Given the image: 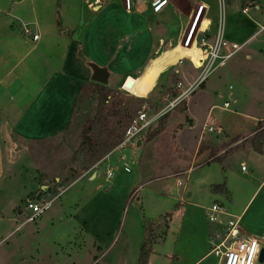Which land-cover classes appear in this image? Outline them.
Instances as JSON below:
<instances>
[{
	"label": "rangeland",
	"instance_id": "1",
	"mask_svg": "<svg viewBox=\"0 0 264 264\" xmlns=\"http://www.w3.org/2000/svg\"><path fill=\"white\" fill-rule=\"evenodd\" d=\"M132 1V12L127 14L124 0H102V4L95 9L87 8L84 0H0V15L4 16L0 31L4 29L7 34L13 31L27 36L22 25L26 22L33 31L39 30L43 37L41 47L52 50L58 47L59 51L65 49L66 40L70 42L74 39L76 58L81 59L85 66L88 81L78 95L76 112L68 131L58 139L46 142L41 155L33 157L38 166L42 164L44 169L50 171L54 165L47 157L58 153L55 161L57 170L54 169L55 174H51V177H60V183L56 184L55 179H47L42 175L41 182L51 185L48 200L53 198L58 186L68 183L112 150L129 119L143 106L156 110L163 99L168 97L169 89L174 92L180 81L186 85L184 77L192 82L198 76L199 72L193 69L189 61L179 64L178 56L162 57L156 54L158 38L161 37L159 34L162 37L175 34V22L167 26L156 25L147 0ZM177 1L185 5L184 0ZM205 2L211 6L215 16L218 15V1ZM225 2L227 37L230 29L229 15L235 9L241 11V8L237 0ZM251 14L249 11L248 17ZM36 23L37 26H34ZM250 29L253 33V29L258 28ZM62 32L68 34V37L62 35ZM246 37L236 35L235 39L238 44H242ZM132 53H136L140 61H143L137 68L124 69ZM92 63L110 72L108 87L114 92L119 91L123 99V116L112 118L109 127L97 129L91 153L78 154L83 127L87 119L94 116L97 108V94L91 84L92 70L89 65ZM139 77L150 87L146 89L141 84L137 86L136 93L132 94L126 88V83L129 79ZM229 98L236 100L230 106L231 112L214 111V117L223 127V132L220 135L207 133L209 135H204L199 145L201 149H198V145L194 148L209 108L223 107ZM262 117L264 29L224 67L212 73L206 81L205 90L199 88L189 101L166 116L168 129L160 137L150 145L145 142L136 150L126 151V160L121 164L118 163V154L113 155L117 161L113 164L109 162L115 172L113 181L126 164L131 173L139 178L137 186L145 179L140 176L145 175L143 169L146 168H150V172L159 173L187 164L195 170H179L176 172L178 176L139 188L138 195L134 199L132 195L127 200L117 224V212L108 211L106 222L109 226L113 224L116 230L112 234L113 244L103 256L97 252L94 240L70 219L69 215L73 212L64 215L60 206L61 203L65 207L68 203L77 202L79 192L82 188L86 190L89 184V177L79 180L55 200L50 210L35 223L22 226L21 212H24L26 193L24 186L35 180L32 178L33 171L25 173L24 178H21L24 171L18 170L30 164L29 156L24 155L23 160L18 161L8 157L6 169L11 170L8 186L14 191L11 190L8 195L6 186V192L0 195V201H3V208H0V264H138L140 249L148 234L154 237L148 264H195L211 250V241L217 233L216 226L209 222L207 215V208L214 203L223 205L228 214L234 217H239L243 211L242 225L246 231L262 236L264 156L251 150V134H247L253 129L255 121ZM182 128L185 129L180 137L174 139ZM244 137L246 139L242 141ZM236 139L239 140L235 142ZM212 150L216 158H223L222 162L209 163ZM204 152L207 155L201 161L194 162L196 156ZM141 159L144 165L140 164ZM77 160H80V164H76ZM242 167H245L246 172L242 171ZM105 169L106 164L100 167V172L104 173ZM177 177L185 182V188L176 185ZM96 178L94 184L102 185L105 178L99 175ZM220 183L226 184L227 194L211 192V186ZM108 239L107 234L104 241ZM218 263L219 258L212 254L196 264ZM258 264H264V260Z\"/></svg>",
	"mask_w": 264,
	"mask_h": 264
},
{
	"label": "crops",
	"instance_id": "2",
	"mask_svg": "<svg viewBox=\"0 0 264 264\" xmlns=\"http://www.w3.org/2000/svg\"><path fill=\"white\" fill-rule=\"evenodd\" d=\"M237 1L240 5L241 11L235 9L230 13L228 18L230 29L226 38L231 42L239 43L235 39L236 35L242 37L247 36L246 39L242 41V44H244L250 42L257 34L263 32L264 0ZM243 10H246V12L243 13ZM249 11L252 13L250 17H248ZM3 18L4 16L0 15V23ZM153 20L155 22V17ZM155 24L157 25L156 22ZM22 25L24 26L28 24L25 22L22 23ZM34 26H37V23L34 24ZM251 27H256L258 29H253V31H255H252L253 33H251ZM33 32L40 35L39 40L36 42L32 40L31 36L30 38L24 36L22 33L18 34L12 31L7 34V31L4 29L0 31V195H2L3 192H6V190H8V195L11 193V190L14 191L11 186H8L9 180L11 179V174L9 173L11 170L6 169V165L8 164L7 158H14L18 161L19 159L23 160L24 155H27V157L29 156L28 161L30 164L26 166L23 165L22 168H18V170L19 172L24 171V174L21 173V178H24L25 173L33 171L32 178L35 181L28 186H24L26 190V193H24L25 199L36 198L40 195L45 197L50 195L49 187L51 185L41 182L42 175H45L47 179H55L57 182L56 184L60 183V177H51V174H55L54 169L56 168L57 170V163H55L58 158L57 152L53 155L50 154L51 156L49 155L47 157L50 159L51 164L54 165V168L50 171L44 169L42 164L38 166L33 157L41 155L40 152L44 148L46 142L58 139L68 131L76 112L75 105L78 95L80 94L84 83L88 81L82 60L76 58L77 51L74 39L70 42L67 40L65 41L66 45L64 50L59 51L58 47H56V50H52L46 47H41L43 37L39 33V30ZM61 34L67 35L68 37V34H65V32H62ZM159 35L162 37V34ZM167 36L168 35H165V37ZM98 42L100 43V40ZM180 50L181 49L178 48L177 51L166 53V56L174 55L180 58L184 55V57H186L185 53L180 54ZM144 53L145 52H142V54ZM142 61H140L136 53H132L128 64L125 65L124 69L130 67L137 68ZM130 80L133 79L127 81L126 88ZM132 82V87H128L132 94L136 93L137 86L141 84L145 85V82L141 77ZM145 88L147 89L149 87L145 85ZM205 88L206 83L202 89L205 90ZM65 97L68 99H65ZM189 105L188 110L190 107ZM212 107L217 106H211L209 110ZM188 110L186 111L188 112ZM260 120H264V117L257 119L253 129L247 134H251L252 136L253 131ZM167 129L168 128L156 138L160 137L165 131H167ZM184 129L185 128L179 129L178 133H176V137L173 136L174 139H178L180 133ZM202 129L203 128H201V132L194 148L198 145L199 149V145L204 135H209L206 132H202ZM155 139L145 144L150 145ZM245 139L246 138L244 137L242 141ZM78 145L79 144L77 143V147ZM110 151L106 152L95 163L89 165L83 170V172L79 173L68 182H74L75 185L79 180L81 181L85 177H89V184L86 185V190L82 188L81 192L78 194V204L76 201L73 204H66L65 207L62 203L60 204L64 215H67L68 212H73L69 215L70 219L74 221L80 230L94 240L93 242L96 245L97 252L101 253V256L110 250L113 244L112 234H114V231L116 230L113 224L112 226H109L106 222L108 211L114 213L117 212L118 216L115 221L117 224L119 223V217L122 215L127 200L132 195L134 196V199L139 193V188H143L149 183L159 182V180L164 182V178L178 176L176 172L179 170L182 171L189 168H191L189 169L190 172L195 170L190 165L187 166L186 164L184 167L179 166L176 169H168L167 171L153 173L149 171L150 168L148 167L149 169H143L145 175L140 177L145 179L138 183V186L137 181L139 178L134 176L131 172L128 173L130 175H127L122 170L118 177L114 181L112 180L111 185H108L105 180L102 185L94 184L97 176L94 174L86 175V172L101 161H103V165L106 164V167L107 163L110 166L109 162H111V164L117 162L116 158H113V155L106 159ZM206 155L207 152L200 155L198 154V157L196 156L194 162L201 161ZM117 159L118 163L121 164L122 162L119 155ZM78 163L80 164V160L76 161V164ZM144 163L145 162H142L141 159L140 164L144 165ZM149 175L151 176L147 179ZM177 179L179 178L177 177ZM263 183L264 181L262 184ZM6 186L8 187L5 190L4 188ZM180 200L182 201L183 199L180 198ZM74 206L75 208H73ZM0 208H3V201H0ZM242 214L243 211L239 216L242 217ZM217 231L218 229L216 228V232ZM107 234L109 239L104 241ZM210 255L212 254H210L209 251L200 260ZM260 260H264V255H262Z\"/></svg>",
	"mask_w": 264,
	"mask_h": 264
},
{
	"label": "built area",
	"instance_id": "3",
	"mask_svg": "<svg viewBox=\"0 0 264 264\" xmlns=\"http://www.w3.org/2000/svg\"><path fill=\"white\" fill-rule=\"evenodd\" d=\"M217 1L218 15L215 16L211 6L205 0H184L185 5L179 4L177 0H147L157 25L173 24L174 21L177 26L175 34L158 38L156 54L163 55L177 51L178 48L181 49L180 54L185 53V51L199 53V65L193 61L191 54L186 57L182 55L179 61V64L182 61H189L193 69L199 73L192 82L184 77L186 85L180 81L175 88L177 94L173 97L164 98L156 110L143 106L129 120L121 139L115 144L106 159L118 154L121 162H124L126 151L138 149L139 143L141 147L146 142L149 132L162 118L176 110L184 102L189 101L191 95L206 83L215 70L224 67L226 62L235 57L247 45V43L231 42L226 38V0ZM84 3L87 8L95 9L102 4V0H84ZM124 7L126 12L130 14L133 1L124 0ZM186 9L187 13L185 12ZM245 12L246 10H243V13ZM23 27L25 34L31 36L33 41L39 40L40 35L33 33L29 25ZM233 103H236L235 100L229 99L223 107H212L203 125V132L220 135L223 129L214 117V111L218 109L231 112L230 106ZM102 165L103 161L95 164L86 172V175L102 176L108 185H111L115 176L114 168L107 163V167L102 173L100 172ZM123 170L126 173L131 172L126 164ZM242 171L246 172L245 167H242ZM73 185L74 182L58 186L55 195L49 200L41 195L36 198L25 199L23 202L24 212H21L23 215L22 226L35 223L50 210L53 202ZM177 185L178 187H185V182L177 179ZM207 215L209 222L218 229L215 239L211 241L210 250V254L219 258L218 264H258L264 250V234L257 236L247 232L241 223L242 217L231 216L221 204L214 203L208 207Z\"/></svg>",
	"mask_w": 264,
	"mask_h": 264
},
{
	"label": "trees",
	"instance_id": "4",
	"mask_svg": "<svg viewBox=\"0 0 264 264\" xmlns=\"http://www.w3.org/2000/svg\"><path fill=\"white\" fill-rule=\"evenodd\" d=\"M92 86L95 88V92L97 94V108L95 114L92 118L87 119L82 133L80 135L81 144L78 149V154H86L92 151L95 141V134L97 129L102 127H109L111 124V119L115 117L123 116L122 113V105L123 99L120 97L119 91H112L109 89L108 85H101L99 83L91 82ZM204 84L200 87L202 88ZM85 85L82 86L81 91L84 89ZM81 93V92H80ZM168 97H173L177 93L169 89L167 91ZM113 101L111 102V99ZM78 101V100H77ZM77 104V102H76ZM111 104V105H110ZM110 105V106H109ZM132 118V117H131ZM130 118V119H131ZM129 119V120H130ZM166 116L162 118L155 129L151 130L147 136L146 142L149 143L157 136H159L166 128ZM123 134L118 136L116 143L119 142ZM239 139H236L237 142ZM115 143V144H116ZM250 148L259 155H264V120H260L256 125L252 136L249 138ZM201 149V147H200ZM223 158H216L215 152L211 151V159L210 162H222ZM211 192L214 194H227V188L225 183L214 184L211 186ZM169 215V214H168ZM170 217V216H169ZM147 230V229H146ZM154 237L150 234L144 237L138 264H148L149 258L152 254V245H153ZM97 260V257L94 258V261Z\"/></svg>",
	"mask_w": 264,
	"mask_h": 264
},
{
	"label": "water",
	"instance_id": "5",
	"mask_svg": "<svg viewBox=\"0 0 264 264\" xmlns=\"http://www.w3.org/2000/svg\"><path fill=\"white\" fill-rule=\"evenodd\" d=\"M89 66H90V68L92 70L91 81L95 82V83H99L101 85H106L107 86L108 83H109V76H110V73H109L108 69L99 67V66H97L96 64H93V63L90 64ZM132 81L133 80H130L128 82L129 84L127 85V89H128V87L129 88L132 87V85H133ZM140 145L141 144L139 143L138 147H140ZM262 255H264V250H263V252L261 254V257H262Z\"/></svg>",
	"mask_w": 264,
	"mask_h": 264
},
{
	"label": "bare ground",
	"instance_id": "6",
	"mask_svg": "<svg viewBox=\"0 0 264 264\" xmlns=\"http://www.w3.org/2000/svg\"><path fill=\"white\" fill-rule=\"evenodd\" d=\"M191 54V56H192V58H193V61L194 62H196V64H198L199 65V58H200V55H199V53L198 54H196L194 51H192V52H187V51H185V55L186 56H189ZM163 56H165L166 57V53L165 54H163L162 55V57ZM168 56V55H167ZM146 86H148V85H146ZM152 86V85H151ZM148 87H150V86H148Z\"/></svg>",
	"mask_w": 264,
	"mask_h": 264
}]
</instances>
